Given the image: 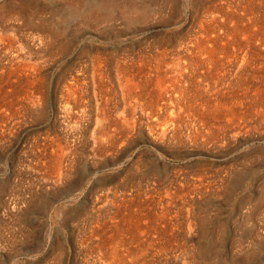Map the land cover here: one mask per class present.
<instances>
[{
    "label": "rangeland",
    "instance_id": "1",
    "mask_svg": "<svg viewBox=\"0 0 264 264\" xmlns=\"http://www.w3.org/2000/svg\"><path fill=\"white\" fill-rule=\"evenodd\" d=\"M223 2L264 35V0H0V264H264V47L182 45Z\"/></svg>",
    "mask_w": 264,
    "mask_h": 264
},
{
    "label": "bare ground",
    "instance_id": "2",
    "mask_svg": "<svg viewBox=\"0 0 264 264\" xmlns=\"http://www.w3.org/2000/svg\"><path fill=\"white\" fill-rule=\"evenodd\" d=\"M83 1V0H82ZM116 1V0H115ZM124 1H126V0H124ZM238 1V0H237ZM76 2V1H75ZM119 2H120V0H119ZM227 2V1H226ZM241 2V1H240ZM92 3V2H91ZM114 3V2H113ZM112 2H110V1H105V2H103V5H95V6H93V8H91L90 9V11H87L85 14H83V12H82V14H83V18L84 19H89L88 21H90V20H93V22L94 21H111V19H113L112 17H113V15H115L114 14V11H113V9H114V5L115 4H113ZM247 3V2H246ZM249 3V2H248ZM81 4V3H80ZM122 4V3H121ZM136 4V3H135ZM144 4V3H143ZM242 4V3H241ZM137 5V4H136ZM136 5H132V4H128V5H124L123 7H122V14L124 15V16H126V17H135V15L137 16V19H138V17H141L142 18V16L145 14V11H142L141 10V8H139L138 6H136ZM240 5V4H239ZM251 5H253L252 3H251ZM16 6V5H15ZM114 6V7H113ZM234 6H235V4L233 5L232 3H229V4H227V7L226 6H224V2L223 3H219V4H214L213 5V7H212V9H210V8H206V7H203L204 9H203V11H204V13L205 12H208L207 10H210L209 11V13H206V14H204V15H202V14H200L201 15V17H200V23H199V27H198V30H197V32L194 34V35H192L191 36V38L189 39V41L186 43V44H182L183 46H185V49H191V50H197L199 53V56H200V54H205V55H207V56H209V57H207L208 59L209 58H213V57H215L214 56V53L215 52H217V51H220L221 49V51H225L226 52V50L227 49H232L233 47H239V48H243V47H249V48H251V47H253L255 44L256 45H258V46H262V47H264V35H263V33H259V31L257 32L256 30V25H255V27H254V29H255V31L254 30H251V33H250V31H249V29H244V30H242V28H241V30L243 31H240V29H239V25L242 23H240L239 25L238 24H235L233 21L234 20H236V17H235V15L234 14H231V10L230 9H233L234 8ZM238 7V6H237ZM201 8V7H200ZM242 8V7H241ZM76 9V8H75ZM227 9H228V11H227ZM239 9H240V7H239ZM238 9V10H239ZM144 10V9H143ZM148 10V9H147ZM201 10V9H200ZM259 10V9H258ZM13 12V11H12ZM151 12V11H150ZM75 13V12H74ZM79 14V13H78ZM133 14H135V15H133ZM197 14V13H196ZM9 15V14H8ZM199 15V16H200ZM66 16V15H65ZM35 17H37V16H35ZM242 17V16H241ZM124 18V17H123ZM240 20H241V18H239ZM239 20V21H240ZM260 20V19H259ZM259 20H257V21H259ZM82 21V20H81ZM125 21V20H124ZM254 21V20H253ZM128 22V21H127ZM232 23L231 25V27L233 28V30H231V31H229V29H228V27H230L229 25H228V23ZM111 23V22H110ZM253 23V22H252ZM255 23H257V22H255ZM234 24V25H233ZM243 24V23H242ZM259 24V23H258ZM50 26V25H49ZM245 27H246V25H244ZM244 26H243V28H244ZM262 26V25H261ZM261 26L259 27V28H261ZM45 27V26H44ZM258 27V26H257ZM46 28H48V27H46ZM231 28V29H232ZM250 28V27H249ZM259 28H258V30H259ZM251 29V28H250ZM263 29V28H262ZM261 30V29H260ZM264 30V29H263ZM55 32V31H54ZM57 33V32H56ZM246 33H250V34H246ZM55 34V33H54ZM42 35V34H41ZM57 35V34H56ZM48 36V35H47ZM53 36V35H52ZM229 36H232V37H229ZM53 38V37H52ZM14 39V38H13ZM242 39V40H241ZM255 40V44L252 46V43H253V41ZM15 41V40H14ZM53 41V40H52ZM12 43H14L13 41H11ZM27 42V41H26ZM5 44V43H4ZM34 44V43H33ZM12 45V44H11ZM183 46H181V47H183ZM12 47V46H11ZM255 47V46H254ZM32 48V47H31ZM2 49V48H1ZM234 49H236V48H234ZM233 49V50H234ZM9 50V49H8ZM7 51V50H6ZM25 51V50H24ZM28 51V50H27ZM32 51V50H31ZM20 52H21V50H20ZM34 52V51H33ZM193 52V51H192ZM223 53V52H222ZM236 53V52H235ZM7 54H9V53H7ZM18 54V53H17ZM24 54V53H23ZM155 54H157V53H155ZM170 54V53H169ZM189 54V53H188ZM196 54H197V52H196ZM219 54H221V53H219ZM181 55V57H182V54H180ZM186 55V54H185ZM245 55V54H244ZM254 55V54H253ZM252 55V56H253ZM43 56V55H42ZM102 56V55H101ZM184 56V55H183ZM196 56V55H195ZM230 56V55H229ZM251 56V57H252ZM4 57V56H3ZM94 57V56H93ZM168 57V56H167ZM172 57V56H171ZM191 57V56H190ZM196 57H198V56H196ZM14 58V57H13ZM24 58V57H23ZM98 58V57H97ZM124 58V57H123ZM193 58V57H192ZM205 58V57H204ZM206 58V59H207ZM216 58V57H215ZM173 59V58H172ZM195 59H197V58H195ZM217 59H219V58H216V60ZM226 59V58H225ZM255 59V58H254ZM24 60V59H23ZM102 60V59H101ZM106 60V59H105ZM168 60V59H167ZM178 60H179V58H178ZM177 60V61H178ZM231 60V59H230ZM244 60V59H243ZM96 61V60H95ZM104 61V60H103ZM124 61V60H123ZM133 61H135V60H133ZM170 61V60H169ZM179 61H181V60H179ZM186 61V60H185ZM191 61V60H190ZM218 61V60H217ZM233 61H234V59H233ZM188 62V61H187ZM95 63H97V64H95L96 66H94V68H93V77H95L96 75L97 76H99V78L100 79H102V75H103V73H102V64H101V62H100V60H97V62H95ZM122 63V62H121ZM133 63H135V62H133ZM146 63H148L149 64V62H146ZM151 63V62H150ZM178 63V62H177ZM181 63V62H180ZM234 63V62H233ZM172 65H174L173 63H171ZM185 64V63H184ZM203 64V63H202ZM107 65V64H106ZM132 65V64H131ZM130 65V66H131ZM136 65V64H135ZM221 66H222V64H220ZM19 66V65H18ZM113 66V65H112ZM146 66V65H145ZM199 66H201V65H199ZM210 66V65H209ZM224 66V65H223ZM237 66V65H236ZM144 67V66H143ZM165 67V66H164ZM170 67V66H169ZM180 67V66H179ZM182 67V66H181ZM195 67V66H194ZM207 67V66H206ZM233 67V66H232ZM9 68V67H8ZM127 68V67H126ZM138 68V67H137ZM145 68V67H144ZM171 68H172V66H171ZM174 68V67H173ZM184 68V67H183ZM262 68V67H261ZM115 69V68H114ZM120 69H121V67H120ZM124 69V68H123ZM129 69H131V68H129ZM140 69V68H139ZM199 69H200V67H199ZM202 69V68H201ZM84 70V69H83ZM108 70V69H107ZM146 70V69H145ZM179 70V69H178ZM177 70V71H178ZM251 70V69H250ZM128 71H130V70H128ZM127 71V72H128ZM137 71V70H136ZM188 71V70H187ZM195 71H196V69H195ZM83 72V71H82ZM108 72V71H107ZM121 72V71H120ZM140 72H141V70H140ZM190 72V71H189ZM194 72V71H193ZM6 73V72H5ZM4 73V74H5ZM8 73V72H7ZM13 73V72H12ZM130 73V72H129ZM164 73V72H163ZM176 73V72H175ZM72 74V73H71ZM131 74V73H130ZM133 74V73H132ZM137 74H139V73H137ZM200 74V73H199ZM7 75V74H6ZM80 75V74H79ZM124 75V74H123ZM127 75H129V74H127ZM126 75V76H127ZM239 75V74H238ZM75 76V75H74ZM105 76V75H104ZM132 76V75H131ZM160 76V75H159ZM190 76V75H189ZM240 76V75H239ZM128 77V76H127ZM166 77V76H165ZM196 77V76H195ZM11 78V77H10ZM21 78V77H20ZM98 78V79H99ZM124 78V77H123ZM122 78V79H123ZM133 78V77H132ZM164 78V77H163ZM31 79V78H30ZM37 79V78H36ZM164 79H166V78H164ZM237 79V78H236ZM17 80V79H16ZM28 80H29V78H28ZM71 80V79H70ZM82 80V79H81ZM94 80V79H93ZM138 80V79H137ZM148 80V79H147ZM160 80V79H159ZM191 80V79H190ZM242 80V79H241ZM18 81H20V79L18 80ZM99 81H101V80H99ZM127 81V80H126ZM166 81V80H165ZM170 81V80H169ZM22 82V81H21ZM96 82V81H95ZM108 82V81H107ZM120 82V81H119ZM153 82V81H152ZM160 82V81H159ZM158 82V83H159ZM236 82V81H235ZM7 83V82H6ZM37 83V82H36ZM79 83H81L80 82V77L77 75L76 77H73L72 78V83H71V85L72 86H69V89H68V91L70 90V92H71V94H73L74 95V97L76 98V96H79L78 97V99H77V101H79V103L78 104H81V102H82V97L81 96H83L81 93H83V92H81V88H80V84ZM103 83V82H102ZM122 83V82H121ZM121 83H119L120 85H121ZM127 83V82H126ZM167 83V82H166ZM176 83V82H175ZM189 83V82H188ZM10 84V83H9ZM18 84V83H17ZM16 84V85H17ZM34 84V83H33ZM32 84V85H33ZM93 84V83H92ZM104 84V83H103ZM128 84H131L130 86H128V88H129V90H128V93H129V95L131 94V95H134V94H132L133 93V91H132V87H134V85H133V83H132V79H128ZM241 84V83H240ZM35 85V84H34ZM33 85V86H34ZM37 85V84H36ZM35 85V86H36ZM148 85V84H147ZM162 85V84H161ZM184 85V84H183ZM11 86V85H10ZM34 86V87H35ZM106 86V85H105ZM108 86V85H107ZM121 86H123V85H121ZM142 86H144V85H142ZM158 86H160V85H158ZM166 86V85H165ZM187 86V85H186ZM92 87V86H91ZM101 87V86H100ZM146 87V86H145ZM167 87V86H166ZM239 87V86H238ZM94 88V87H93ZM123 88V87H122ZM147 88H148V86H147ZM151 88V87H150ZM159 88V87H158ZM161 88V87H160ZM85 89V88H84ZM100 89V88H99ZM121 89V88H120ZM124 89V88H123ZM166 89V88H165ZM172 89V88H171ZM182 89H183V87H182ZM191 89H192V87H191ZM105 90V89H104ZM108 90V89H107ZM107 90H105V91H107ZM141 90V89H140ZM143 90V89H142ZM163 90V89H162ZM162 90H161V92H162ZM115 91V90H114ZM170 91V90H169ZM189 91H191V90H189ZM195 91V90H194ZM215 91V90H214ZM110 92V91H109ZM139 92V91H138ZM144 92V91H143ZM158 92V91H157ZM165 91H163V93H164ZM178 92V91H177ZM199 92V91H198ZM147 93V92H146ZM11 94V93H10ZM66 94H67V92H66ZM98 94V93H97ZM102 94V93H101ZM136 94V93H135ZM139 94H140V92H139ZM142 94V93H141ZM140 94V95H141ZM64 95V94H63ZM87 95V94H86ZM160 95H161V93H160ZM164 95V94H163ZM166 95V94H165ZM187 95V94H186ZM185 95V96H186ZM195 95V94H194ZM243 95V94H242ZM116 96V95H115ZM125 96H127V95H125ZM124 96V97H125ZM168 96V95H167ZM182 96H184V94L182 95ZM240 96V95H239ZM66 97V96H65ZM96 97V96H95ZM100 97V96H99ZM128 97V96H127ZM138 97V96H137ZM136 97V98H137ZM161 97V96H160ZM162 97H164V96H162ZM90 98V97H89ZM92 98V97H91ZM130 98H132L131 96H130ZM151 98V97H150ZM155 98V97H154ZM172 98V97H171ZM260 98V97H259ZM85 99V98H84ZM138 99V98H137ZM147 99V98H146ZM156 99V98H155ZM166 99V98H165ZM9 100V99H8ZM124 100H126V99H124ZM128 100V99H127ZM148 100V99H147ZM159 100V99H158ZM162 100H163V98H162ZM206 100V99H205ZM261 100V99H260ZM87 101V100H86ZM123 101V100H122ZM135 101V100H134ZM174 101V100H173ZM187 101V100H186ZM208 101V100H207ZM72 102V101H71ZM125 102V101H124ZM126 102H128V101H126ZM164 103V102H163ZM184 103V102H183ZM67 104V103H66ZM101 104V103H100ZM109 104V103H108ZM118 104V103H117ZM127 104V103H126ZM156 103H154V105H155ZM160 104V103H159ZM166 104V103H165ZM187 104V103H186ZM262 104V103H261ZM102 105V104H101ZM110 105V104H109ZM128 105H130V103H128ZM170 105V104H169ZM207 105V104H206ZM236 105V104H235ZM78 106V105H77ZM86 106V105H85ZM148 106V105H147ZM150 106V105H149ZM190 106H191V104H190ZM102 107H103V105H102ZM105 107V106H104ZM131 107V106H130ZM137 107V106H136ZM172 107V106H171ZM170 107V108H171ZM185 107V106H184ZM196 107H198V106H196ZM233 107V106H232ZM77 108V107H76ZM79 108V107H78ZM81 108V107H80ZM117 108V107H116ZM155 108V107H154ZM167 105H165V108L163 107V109H170ZM191 108V107H190ZM72 109V108H71ZM100 109H101V107H100ZM107 109H108V107H107ZM182 109H183V107H182ZM189 109V108H188ZM202 109V108H201ZM74 110V109H73ZM130 110V109H129ZM137 110H138V107H137ZM136 110V111H137ZM161 110H162V108H161ZM194 110V109H193ZM204 110V109H203ZM8 111H9V109H8ZM7 111V112H8ZM13 111V110H12ZM95 111V110H94ZM100 111V110H99ZM108 111V110H107ZM158 111H159V109H158ZM165 111H168V110H165ZM211 111V110H210ZM5 112H6V110H5ZM72 112V111H71ZM79 112V111H78ZM81 112V111H80ZM83 112V111H82ZM102 114H101V116L103 117H101L100 119H98L97 118V120H96V132L98 133V134H101V135H107V134H109L110 135V133H107L108 131H110V127L113 125V124H107V123H105V125H104V122L106 121V119H107V114L108 113H106L105 112V109H103L102 111ZM127 112H129V111H127ZM154 112V111H153ZM205 112V111H204ZM75 113V112H74ZM96 113H97V110H96ZM99 114H100V112H98ZM194 113V112H193ZM73 114V113H72ZM136 114V113H135ZM195 114V113H194ZM202 114V113H201ZM200 114V115H201ZM209 114V113H208ZM79 115V114H78ZM165 115V114H164ZM172 115V114H171ZM197 115H199V114H197ZM200 115H199V119H201L200 118ZM205 115H207V114H205ZM209 115H211V114H209ZM176 116V115H175ZM203 116V115H202ZM241 116V115H240ZM87 117V116H86ZM163 117V116H162ZM174 117V116H173ZM207 117V116H206ZM216 117V116H215ZM81 118V117H80ZM167 123H169V124H172V126H175V123L174 122H177V121H175V120H173L172 119V116H168L167 115ZM197 118V119H198ZM203 118H205V117H203ZM202 118V119H203ZM214 118V117H213ZM72 119H74V118H72ZM123 119V118H122ZM187 119H188V117H187ZM201 119V120H202ZM206 119V118H205ZM200 120V121H201ZM179 121V120H178ZM202 121H204V120H202ZM124 123H127L128 124V118L127 119H125L124 121H123ZM209 122V121H208ZM208 122H206L207 124H208ZM197 123V122H196ZM162 125H163V121H162V123H161ZM203 124V123H202ZM201 124V125H202ZM119 125V123L117 122L116 124H115V126H118ZM186 125H188V123L186 124ZM209 125V124H208ZM207 125V126H208ZM124 126V125H123ZM206 126V127H207ZM151 127H152V125H151ZM166 127H167V125H166ZM169 127H170V125H169ZM162 128V127H161ZM203 128V127H202ZM160 129V128H159ZM192 129V128H191ZM207 129V128H206ZM125 130V129H124ZM169 130V129H168ZM175 130V129H174ZM198 130V129H197ZM205 130V129H204ZM152 131V130H151ZM172 132V130H169L168 132ZM199 131V130H198ZM208 131V130H207ZM117 132V131H116ZM157 132V131H156ZM201 132V131H200ZM212 132V131H211ZM125 133V132H124ZM155 133V132H154ZM174 133V132H173ZM197 133V132H196ZM206 133V132H205ZM116 134V133H115ZM158 134V133H157ZM166 134H167V129L164 127V128H162L161 130H160V133H159V135H161V136H166ZM193 134H195V133H193ZM175 135V134H174ZM179 135H181V134H179ZM178 135V136H179ZM192 135V134H191ZM201 135V134H200ZM113 135H110V137H112ZM194 136V135H193ZM204 136V135H203ZM214 136V135H213ZM212 136V137H213ZM177 137V136H176ZM210 137V136H209ZM96 138V137H95ZM100 138V137H99ZM192 138V137H191ZM197 138V137H196ZM205 139V138H204ZM204 141V140H203ZM97 152V151H96ZM100 152V151H99ZM53 161V160H52ZM49 162H51V161H49ZM59 162V161H58ZM52 163V162H51ZM55 163V162H54ZM53 163V165L55 166H59V164L56 162V164H54ZM64 167V166H63ZM52 168V167H51ZM54 169V168H53ZM70 169V168H69ZM50 170V169H49ZM57 170H59L58 168H57ZM51 171V170H50ZM57 175V174H56ZM62 178V177H61ZM132 204V203H131ZM131 208V207H130ZM125 210H127V208L125 209ZM129 213H130V211H129ZM148 216V215H147ZM125 217V216H124ZM139 217V216H138ZM142 217H144V216H142ZM151 218V217H150ZM138 222H139V220H137ZM150 222V221H149ZM108 225V224H107ZM106 226V225H105ZM134 227V226H133ZM101 229V228H100ZM160 229V228H159ZM158 229V230H159ZM162 229V228H161ZM142 230V229H141ZM156 230V229H155ZM148 231V230H147ZM157 231V230H156ZM158 232V231H157ZM162 232V231H161ZM128 233V232H127ZM112 234V233H111ZM160 234V233H159ZM161 235V234H160ZM105 236V235H104ZM113 236V235H112ZM111 236V237H112ZM115 236V235H114ZM146 236V235H145ZM103 237V236H102ZM140 237V236H139ZM139 239V238H138ZM150 239V238H149ZM164 241H165V239H164ZM105 242H106V240H105ZM142 242V241H141ZM84 243V242H83ZM144 243V242H143ZM106 245V244H105ZM104 245V246H105ZM145 245V244H144ZM114 247V246H113ZM139 247V249L141 248L140 246H138ZM104 248V247H103ZM111 249V248H110ZM112 250V249H111ZM149 250V249H148ZM106 252H108V251H106ZM110 252V251H109ZM122 252V251H121ZM126 252V251H125ZM112 254H113V263H120L119 261H125V258H124V256H122V255H120L119 254V252H117V250L116 249H114L113 250V252H111ZM38 255V254H37ZM147 255V254H146ZM122 256V257H121ZM119 257H121V259L119 258ZM112 258V257H111ZM114 259H115V261H114ZM140 259V258H139ZM104 260V259H103ZM136 262H138V261H136ZM135 262V263H136ZM107 263V262H106Z\"/></svg>",
    "mask_w": 264,
    "mask_h": 264
}]
</instances>
